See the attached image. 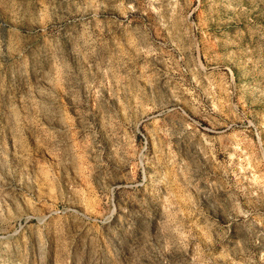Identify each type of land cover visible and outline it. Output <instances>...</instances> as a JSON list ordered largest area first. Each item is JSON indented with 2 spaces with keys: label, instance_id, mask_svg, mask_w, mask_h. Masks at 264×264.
<instances>
[{
  "label": "rangeland",
  "instance_id": "374dc122",
  "mask_svg": "<svg viewBox=\"0 0 264 264\" xmlns=\"http://www.w3.org/2000/svg\"><path fill=\"white\" fill-rule=\"evenodd\" d=\"M0 264H264V0H0Z\"/></svg>",
  "mask_w": 264,
  "mask_h": 264
}]
</instances>
